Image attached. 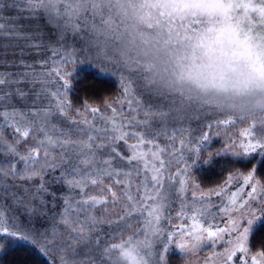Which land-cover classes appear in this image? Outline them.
<instances>
[{
    "label": "snow or ice",
    "instance_id": "snow-or-ice-1",
    "mask_svg": "<svg viewBox=\"0 0 264 264\" xmlns=\"http://www.w3.org/2000/svg\"><path fill=\"white\" fill-rule=\"evenodd\" d=\"M10 10L16 12L15 18H0V150L6 157L0 160V250L7 237L39 246L44 254L55 252L61 264H160L165 255L157 240L165 234L161 221L171 220L175 190L181 200L176 216L191 222L179 229V235L187 236L195 248L205 239L215 245L227 231L234 239L219 255L233 264H249L252 220L242 230L236 219L229 221L230 229L213 228L203 222L216 219L206 194L197 197L193 192L191 202L184 196L187 168L179 169L175 144L178 136L183 137L182 157L194 132L174 125L199 119L206 105L214 106L226 114L218 125L250 121L239 141L229 145L236 156L264 154V108L213 103L183 88L165 91L157 84L155 65L141 55L165 51L171 57L184 49L204 48L208 63L187 73L198 87L219 86L234 95L264 87V0H0V13ZM218 16L227 21L219 27L214 19ZM17 49L35 51L42 71L18 57ZM81 56L119 70L128 112L113 106L123 103L118 99L106 105L110 116L90 108L94 116L101 113V124L68 119L71 73L61 66L75 64ZM133 85L155 99L142 101L141 92L134 96ZM65 120L71 127L64 126ZM4 129L11 130V142L3 138ZM162 136L171 141V151L159 143ZM30 139L33 143H28ZM208 139L209 133L201 129L200 144ZM174 162L177 171L171 173ZM252 179L249 172L244 185ZM97 188L102 194H91ZM238 191L231 194L233 206ZM247 197L242 208H250L252 201L264 203V185L251 184ZM109 201L112 207L123 202L122 214L115 219L96 215L98 210L107 211ZM137 216L143 225L139 232L122 243L113 242L110 237L134 227L131 220ZM104 223L111 233L98 227ZM172 239L168 233L167 240ZM167 250L164 244L163 252ZM251 264H264V256L257 252Z\"/></svg>",
    "mask_w": 264,
    "mask_h": 264
},
{
    "label": "trees",
    "instance_id": "trees-1",
    "mask_svg": "<svg viewBox=\"0 0 264 264\" xmlns=\"http://www.w3.org/2000/svg\"><path fill=\"white\" fill-rule=\"evenodd\" d=\"M14 12V10H10L7 14L0 13V18H15L16 14L14 15ZM42 23L43 22L41 21V24ZM69 39L71 40V37ZM2 46L3 41H0V47ZM17 55L18 57L22 56L29 64H36L37 72L42 71L38 66L40 56H38L35 51L26 50L25 52L20 53L19 49H17ZM61 67H64L66 71L71 73L69 77L70 90L67 93L71 104L68 119L75 118L80 122L85 119H88L89 121L95 120L97 124H101V113H97L94 116L91 113L90 108L97 107L102 110L103 114L110 116L111 108L106 107V105L118 99L123 100V103L115 104L113 106L122 108L124 112L129 111L127 100L123 99V87L119 70L103 65L100 62L85 60L82 56L76 59L75 64ZM13 70L15 71L16 69ZM29 86L31 87V85ZM52 87H54V85H52ZM132 92L134 96L137 92H141L142 96L138 98L142 99V101L155 99L150 93L138 89L135 85H133ZM77 112L81 113L79 117L76 116ZM122 118L130 119L131 117L125 116ZM140 118H143L142 114ZM207 120H209L207 116L203 115V118L200 116L199 119L194 118L190 122L187 121L186 125L183 127H191L192 125H195V129L200 131L202 129L201 125L204 123L209 124L211 122ZM154 123H156L157 127L162 126L158 121H154ZM64 126L71 127L67 120L64 121ZM174 126L180 127L182 124L179 122ZM203 128H205L204 125ZM3 138L9 142L12 141V132L10 129H4ZM28 143H33V141L30 139ZM159 143L164 147L166 146L167 149L172 150L171 141L166 137H160ZM168 143L169 145H167ZM214 143H216L217 147L218 143L214 141L212 144ZM177 145L176 142L175 148ZM18 147H20L21 151L26 150V146L24 145ZM119 147L126 154H130L123 144ZM216 147L212 146V149L210 150L208 146L205 148L202 146V151L200 153V158L202 160L198 165L195 164L194 166L189 167V175L191 174V180L193 181L194 186H197L201 191L215 190L220 188L223 183L227 181L229 175L241 172L246 173L251 170H254L255 177L264 183V154L261 156H253L247 160H234L222 153L218 154L216 157L213 156L212 154ZM2 148L3 146L0 145V149ZM5 158L4 151L0 150V160H4ZM136 179L138 180L139 178ZM91 194L101 195L102 193H100L97 188L91 190ZM122 209L123 202H118L115 207H112L111 201H109L107 211L98 210L96 215L115 219L117 215L122 214ZM139 220L140 217L137 216L136 219L131 220V224H142L138 223ZM98 227L103 228L105 233L112 232L107 223L101 224ZM131 228L133 229L132 226L128 227L122 235L120 233H114L110 238H112L115 243L127 240L130 235L136 233ZM4 244V249L0 250V264H61L60 257L55 252L44 254L39 250V246H34L29 242L19 239L9 240L5 237ZM249 251L251 253L260 252L262 256H264V220L256 226L249 237Z\"/></svg>",
    "mask_w": 264,
    "mask_h": 264
},
{
    "label": "rangeland",
    "instance_id": "rangeland-1",
    "mask_svg": "<svg viewBox=\"0 0 264 264\" xmlns=\"http://www.w3.org/2000/svg\"><path fill=\"white\" fill-rule=\"evenodd\" d=\"M15 14L16 12H14V15ZM208 109H211V111H209ZM202 113L203 114L201 115V117L203 118V115L207 116V118L209 119L207 121H211L209 124L212 125L211 128H208L207 123L203 124L205 128H203V125H201L202 129L209 133L208 141L204 142L201 145L200 131H197L195 129V125H192L190 127L191 130L194 132V135L192 137V142L184 147L183 156L181 157V152L179 151L181 145L179 141L183 137L178 136L176 140L178 145L176 147L177 151L175 152V156L177 160H180L179 169L187 168V172L184 174V177L187 182V187L184 196L186 197L188 202H191L193 200V192L196 193L197 197H199L201 193L206 194L205 199L211 200L212 202L211 210L215 214L216 219L213 223L211 218L207 217L203 219V222L205 223V225L212 223L213 228L219 226L225 229H230L231 224L229 223V221L232 219H236L238 220L239 224L242 226L241 227L242 230L243 227L249 226L248 220L251 219L252 224L249 233V237H250L251 233L256 228V226L264 220V212H262V208H264V203H256L255 201H252L250 203V208L241 207L243 202L248 199L247 192L251 191V184L255 183L256 181H259L261 185H264V183H262L260 180H258L255 177L254 171L251 170L246 173L243 172L233 173L229 175L227 181L223 183V185L220 188L210 191L208 190L201 191L197 186H194L193 181L191 180V174L189 175V167H192L195 164L198 165L199 162L202 160L200 158L201 157L200 153L202 150L197 152V148L198 147L201 148L202 146H204L205 148L206 146H208L209 149L211 150L212 146L216 147V143L212 144L214 141L218 143L214 153L212 154L215 157L218 154L222 153L233 158L234 160H247L253 156H261L263 154L252 153L247 157L236 156L234 154V150H231L229 148V145L233 141H239L240 131H242L243 127H246L250 123V121H238L235 124V126H221L217 124V121L226 118L225 113L218 112L215 110L214 106H207V105L202 110ZM186 122L187 121H181L180 123L182 124V126H185ZM167 145H169V143ZM169 171L171 173H175L177 171V165L175 162L169 166ZM249 172L253 173V179L252 181L249 182L248 185H244V178L249 174ZM176 180L177 183L175 185V189H178L179 177H177ZM221 189L224 190L222 194L220 196H216L214 192L221 191ZM237 191H238L237 203L236 205L233 206L230 203V197L232 192H237ZM221 206L225 207L227 210L224 212H220L219 208ZM180 207H181L180 197L175 194V190H174L172 193V208L169 210V213L171 215V220L165 218L161 221V227L163 228L165 234L164 236L158 238L157 240V243L160 245L159 252L165 255V260L160 262V264H233V262H228L226 260V257H221L219 254L224 252V249L229 246L227 241L229 239H234V235L230 236L226 231L224 234H222L223 238L221 240H217L215 245L212 243L210 239H205L200 242L198 247L193 248L190 239L187 236L181 237L179 235V229L181 227H187L191 223L190 220H188L187 218H178L176 216V212L180 209ZM249 211H251V213H254V215L249 214ZM133 225L134 227L133 229L132 228L131 229L136 233L139 232L140 228L143 226L142 224H136V223H134ZM168 233L173 234V239L170 242L167 240ZM143 238H144L143 236L139 237V239H143ZM150 239L152 238L150 237ZM122 242L123 240L118 241L116 243H122ZM164 244H167L168 246V250L166 253L163 252ZM179 244H185V248L181 249L179 247ZM256 253H251L249 251V255H248L249 264H251L252 256H255ZM260 259H261L260 257H257L258 262L260 261ZM234 264H239V262L235 261Z\"/></svg>",
    "mask_w": 264,
    "mask_h": 264
},
{
    "label": "clouds",
    "instance_id": "clouds-1",
    "mask_svg": "<svg viewBox=\"0 0 264 264\" xmlns=\"http://www.w3.org/2000/svg\"><path fill=\"white\" fill-rule=\"evenodd\" d=\"M216 26L226 23V19L222 16L215 17ZM141 59L155 65L158 86L165 91H174L183 88L185 92H189L197 97L203 96L212 100L213 103H222L225 105L235 104L237 106H245L255 111L264 108V87H252L242 95H234L233 91H223L219 86L210 88L198 87L191 79L187 78V73L191 69L195 71V66L208 63V57L204 48H188L173 53L170 57L165 51H153L147 56L141 55ZM184 73V78H177ZM172 81L173 83H169Z\"/></svg>",
    "mask_w": 264,
    "mask_h": 264
}]
</instances>
